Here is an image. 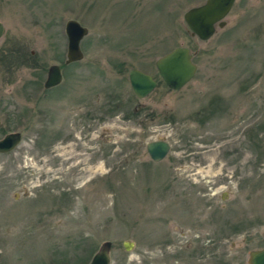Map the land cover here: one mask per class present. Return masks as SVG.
Listing matches in <instances>:
<instances>
[{"label": "rangeland", "instance_id": "374dc122", "mask_svg": "<svg viewBox=\"0 0 264 264\" xmlns=\"http://www.w3.org/2000/svg\"><path fill=\"white\" fill-rule=\"evenodd\" d=\"M206 1L0 0V140L22 134L0 155V264H89L106 241L112 264H249L264 248V0H236L203 41L184 15ZM70 20L84 57L47 91ZM178 47L198 68L175 91L156 62ZM133 69L158 82L145 99Z\"/></svg>", "mask_w": 264, "mask_h": 264}, {"label": "water", "instance_id": "95a60500", "mask_svg": "<svg viewBox=\"0 0 264 264\" xmlns=\"http://www.w3.org/2000/svg\"><path fill=\"white\" fill-rule=\"evenodd\" d=\"M235 3L236 0H207L205 4L188 10L184 15L185 22L194 36H198L203 41L210 40L218 28L226 25L225 19ZM66 33L69 39L67 63L71 64L84 57L80 44L88 35V29L82 27L77 21L71 20L67 23ZM3 34L4 27L0 24V38ZM194 56L195 54L189 48L178 47L157 61L158 72L170 89L180 90L194 79L198 68L193 62ZM130 81L140 99L146 98L157 87L156 81L150 75L137 69L131 71ZM61 82V69L54 65L49 69L45 88L50 89ZM21 142L22 134L20 133L5 136L0 140V155L12 152ZM170 149L171 145L166 140L153 141L147 145L148 154L157 163L168 156ZM129 245L132 243H124L126 251H131ZM112 248V242L103 243L89 264H112ZM249 264H264V248L250 253Z\"/></svg>", "mask_w": 264, "mask_h": 264}, {"label": "flooded vegetation", "instance_id": "af4514ba", "mask_svg": "<svg viewBox=\"0 0 264 264\" xmlns=\"http://www.w3.org/2000/svg\"><path fill=\"white\" fill-rule=\"evenodd\" d=\"M32 54V56L34 57V53L32 52L31 53ZM28 56V55H27ZM30 58V57H29ZM29 58H27V59H29ZM67 58V57H66ZM27 59L25 60V61H27ZM24 61V62H25ZM67 61V60H66ZM66 61H65V65L63 66V65H59L60 67H61V70H62V76H63V81L66 79V73H67V71H66V68L68 69V68H70V67H72V65L73 64H70V65H68V64H66ZM26 64V63H25ZM40 63H38L37 62V59H34L33 58V61L31 62V61H29V64H27L30 68H32V69H35V70H40L41 69V65H39ZM52 66V65H51ZM62 81V82H63ZM158 86V85H157ZM57 87H59V86H57ZM57 87H55V88H57ZM50 90V89H49ZM49 90H47V91H49ZM135 113L137 114V110L135 111ZM59 138V137H58ZM15 151V150H14ZM13 151V152H14ZM13 152H11V153H13ZM10 154V153H9Z\"/></svg>", "mask_w": 264, "mask_h": 264}, {"label": "trees", "instance_id": "16d2710c", "mask_svg": "<svg viewBox=\"0 0 264 264\" xmlns=\"http://www.w3.org/2000/svg\"><path fill=\"white\" fill-rule=\"evenodd\" d=\"M62 262H63V263H62ZM66 262H67V261H65V260L61 261L62 264L66 263Z\"/></svg>", "mask_w": 264, "mask_h": 264}]
</instances>
